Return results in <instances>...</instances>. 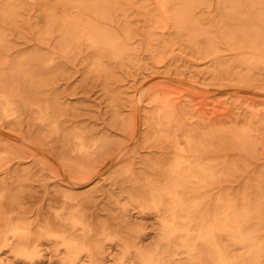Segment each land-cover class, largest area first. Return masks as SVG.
<instances>
[{"label": "rangeland", "instance_id": "rangeland-1", "mask_svg": "<svg viewBox=\"0 0 264 264\" xmlns=\"http://www.w3.org/2000/svg\"><path fill=\"white\" fill-rule=\"evenodd\" d=\"M58 2L14 0L0 12V96L11 99L8 111L0 99V257L140 264L138 250L153 251L162 235L144 190L149 179L165 183L160 166L192 138L215 172L207 202L252 210L264 264V40L250 28L262 5ZM48 9H58L52 25ZM82 12L125 42L120 55L63 32V19ZM63 234L86 249L68 250Z\"/></svg>", "mask_w": 264, "mask_h": 264}, {"label": "bare ground", "instance_id": "bare-ground-1", "mask_svg": "<svg viewBox=\"0 0 264 264\" xmlns=\"http://www.w3.org/2000/svg\"><path fill=\"white\" fill-rule=\"evenodd\" d=\"M184 1H188V5L193 2ZM1 2L0 12H4L14 0H0ZM222 2L233 8L245 4L250 7L261 4L258 9L259 21L250 28L259 34L258 37L255 36L256 40H264V0ZM66 3V0H59L58 8ZM57 12L58 9H48L45 14L48 25L56 22ZM85 15L82 12L78 17L63 19V32L75 41H81L87 35L93 45L120 55L125 42L95 23L87 22ZM186 15L187 9H184L177 17L181 22L180 26H184ZM0 97L8 111L11 106L10 96ZM78 140L80 148L86 149V140L83 137ZM175 146V157L167 166H160L165 183L149 179L141 199L144 208H153L160 212L162 235L159 246L153 251L138 250L140 264H261L263 247L256 241L254 231L247 225L254 217L252 210H240L236 203L223 197L215 205H209L203 189L207 186L206 177L215 173L213 167L202 156L195 158L199 147L194 139H179ZM10 233L18 236L23 234V229L13 226ZM61 236L68 250L78 252L86 249L76 238L65 234ZM235 246L243 247L245 252L240 255L235 253ZM0 264H7L2 256Z\"/></svg>", "mask_w": 264, "mask_h": 264}]
</instances>
